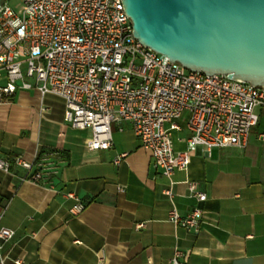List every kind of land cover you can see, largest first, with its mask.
I'll list each match as a JSON object with an SVG mask.
<instances>
[{"label": "crops", "instance_id": "0c3cea01", "mask_svg": "<svg viewBox=\"0 0 264 264\" xmlns=\"http://www.w3.org/2000/svg\"><path fill=\"white\" fill-rule=\"evenodd\" d=\"M29 91L0 98V158L35 163L32 171L13 163L0 169V227L16 231L4 244L7 264H170L175 248L187 264H264L263 130L244 148L191 152L188 168L173 175L170 198V180L131 123L113 124V146L92 151L89 132L65 120L62 99L19 94ZM175 147H186L180 133ZM189 181L206 200L192 197ZM70 194L85 204L81 213L71 212ZM173 208L181 217L200 208V230L169 221Z\"/></svg>", "mask_w": 264, "mask_h": 264}, {"label": "built area", "instance_id": "2783aa9c", "mask_svg": "<svg viewBox=\"0 0 264 264\" xmlns=\"http://www.w3.org/2000/svg\"><path fill=\"white\" fill-rule=\"evenodd\" d=\"M36 89L65 103V120L86 130L92 151L113 146V124L129 122L155 168L170 180L165 195L172 198L173 175L186 170L191 152L227 147L244 148L264 109V88L224 74L191 71L179 62L144 46L134 36L122 0H20L0 8V98ZM182 134L185 149L175 147ZM264 138V133L260 134ZM124 154L114 163L119 165ZM15 164L27 171L35 163L21 156L0 158V169ZM34 180L41 179L36 172ZM192 197L204 201L197 184L188 182ZM73 214L85 204L73 194ZM203 212L181 217L173 208L169 221L198 232ZM139 227L142 225H138ZM16 231L0 227V264H7L4 244ZM13 264H26L16 258ZM170 264H187L174 249Z\"/></svg>", "mask_w": 264, "mask_h": 264}, {"label": "water", "instance_id": "95a60500", "mask_svg": "<svg viewBox=\"0 0 264 264\" xmlns=\"http://www.w3.org/2000/svg\"><path fill=\"white\" fill-rule=\"evenodd\" d=\"M122 1L144 46L188 70L264 88V0Z\"/></svg>", "mask_w": 264, "mask_h": 264}, {"label": "rangeland", "instance_id": "374dc122", "mask_svg": "<svg viewBox=\"0 0 264 264\" xmlns=\"http://www.w3.org/2000/svg\"><path fill=\"white\" fill-rule=\"evenodd\" d=\"M9 4L13 7L16 8L18 6V4L20 3V0H8ZM36 92L35 89L30 90L29 92H21L19 94H25V93H29V94H34ZM257 113L260 115V121H259V128L257 130V128H254L251 132V139L255 140V138L257 137V131L263 130L264 131V110L262 109H258Z\"/></svg>", "mask_w": 264, "mask_h": 264}]
</instances>
